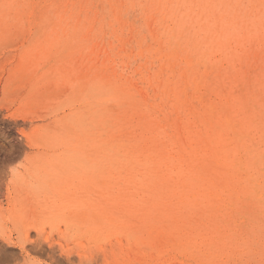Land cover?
Listing matches in <instances>:
<instances>
[{
	"label": "rangeland",
	"instance_id": "rangeland-1",
	"mask_svg": "<svg viewBox=\"0 0 264 264\" xmlns=\"http://www.w3.org/2000/svg\"><path fill=\"white\" fill-rule=\"evenodd\" d=\"M14 2L15 0H0V264H208V262L209 264H247V262L264 264V245L261 243L258 248H251L249 244L241 242L227 247L222 244L220 251L212 252L208 242L204 241L202 244L205 247L199 246L200 255L198 252H188L182 243L192 234L189 226L186 225L190 219L185 220L180 228L176 227L174 220L173 222L158 220L155 225H150L147 222L148 213H145L147 199H141L135 206L129 205V201L124 200V182H121L120 177L117 176L124 173V155H122L124 134L134 136L133 125L140 121L145 132L147 130L145 122L152 120L149 117H140L144 113L143 109L135 111L136 105L133 106L131 103L126 105L124 94L120 95L117 105L104 104L96 96V90L89 91L84 85L91 75H105V71H102L104 67H109V72L118 75L117 78L123 83L125 78H131L132 66L140 69L139 64L142 60L124 62V33L121 43L116 47L120 58L115 65H111L104 62L103 53L85 54L87 49L85 37L91 28V20L97 14L96 11L88 8V0H56L53 5L46 8L45 24L37 30L30 27L26 17L21 15L23 9ZM186 2L191 1L186 0ZM77 3L79 8L74 10V5ZM108 3L113 12L115 9L117 13L122 10V16L114 23L117 32L121 30L124 32L122 18L124 0H108ZM149 6L151 10L146 12V16L152 19V27L160 31L159 33L161 29L166 32L165 28L170 27V23L175 25V22H167L163 19L169 15L168 6L161 11L153 5ZM203 6V13H200V6H191L190 14L194 13V15L190 16L197 20V27L194 20L187 24L180 33L179 40L182 44L188 40L189 46H198L199 43L203 45V41L198 40L201 39L200 33L204 40V36L211 32V26L207 29L209 24L207 13L212 2L204 3ZM226 7V2H223L217 11L223 12ZM134 8L130 13L132 18H137L138 10ZM196 13L198 15H195ZM82 14H87L88 19L84 20ZM63 17L67 20L60 25L58 19ZM71 17L76 20L75 23ZM174 17L176 18V15ZM72 22L73 30L68 35V27ZM30 28L33 29L32 34ZM262 40L260 39L259 42V46H262L260 48L250 47L251 44L249 45L251 49L247 46L246 50L251 52L248 59L252 63L247 77L264 71ZM94 41L100 42L102 47L103 41L100 38ZM45 46L50 53L47 58L48 66L43 68ZM42 52L44 56L41 55ZM86 55L87 59H85ZM53 56L59 59L54 64L49 63ZM177 60L173 59V62H179ZM38 70L40 72H37ZM121 89L124 90V84ZM136 91L145 93L143 85L138 81ZM72 105L75 106L72 108ZM127 114L131 115L130 119L127 118ZM107 134L112 135L110 143H114L113 149L110 148L109 152L113 154L116 150L115 155L119 164L110 167L109 174L105 173L103 165L96 156L97 151H100V156L110 154L103 151L108 144ZM129 187L137 198L138 193L134 191L136 188L133 190L132 186ZM124 208L131 211L129 217L124 215L126 210ZM262 213L251 212L248 215L260 223L263 221L264 224L262 217L264 213ZM198 216L199 214H195L191 218L198 220ZM241 229L245 230L246 235L249 234L247 236L251 240H257L248 227L239 229V232L244 234ZM110 238L113 240L110 241ZM223 245L226 249L222 248ZM229 259L232 260L229 262ZM177 260L179 261L176 262ZM187 260L191 262H185Z\"/></svg>",
	"mask_w": 264,
	"mask_h": 264
},
{
	"label": "bare ground",
	"instance_id": "bare-ground-1",
	"mask_svg": "<svg viewBox=\"0 0 264 264\" xmlns=\"http://www.w3.org/2000/svg\"><path fill=\"white\" fill-rule=\"evenodd\" d=\"M55 1L15 0L14 3L23 9L21 15L26 17L30 27L37 30L45 24L46 8ZM190 1L187 3L186 0H124V17H122L124 32L122 30L117 32L114 21L122 16V10L117 13L115 9L113 12L108 0H88V8L96 11L97 14L91 20V28L85 37L87 48L85 54L103 53L104 62L115 65L120 58L116 47L121 43L124 33V62L137 59L142 62L139 64L140 69L131 67V78H125L124 83L120 82L114 72H109V67H104L102 71H105V75H91L84 85L89 91L96 90V96L104 104L117 105L120 95L124 94L126 105L130 103L136 105L135 111L143 109L145 114L142 113L140 117H149L152 120L145 122L147 127L145 132L140 121L133 125L134 136L124 134V153H122L124 173L117 175L121 182H124V200L129 201V205L135 206L141 199L148 200L145 213H148L147 222L150 225H155L158 220L170 222L174 220L176 227L180 228L185 220L190 219L186 225L189 226L192 234L182 243L188 252L199 254L201 250L199 246H202L204 241L208 242L212 252L221 249L222 244L227 247L239 242L249 244L251 248H258L260 243L264 245V224L263 221L260 223L252 219L248 213H264V71L247 77L252 63L248 59L251 52L246 49L250 44V47H262L259 46V42L260 39L264 41V0H195L193 5V0ZM208 2H212V6L207 13L209 17L207 29L210 26L212 28L211 32L204 36V40L202 33H200L201 39L197 38L199 42L203 41V45L199 43L198 46H189L188 40L182 44L179 40L180 33L194 20L192 19L194 13L190 16L191 6H200V13H203V5ZM223 2L227 4L226 9L223 12L217 11ZM77 4L74 5V10L79 6ZM149 5H153L159 11L168 6L169 15L163 19L167 22H175V25L170 23V27L165 28L166 32L160 27L161 33H159L160 31L152 27V19L146 16V12L151 10ZM131 7L138 10L137 18H132ZM87 14H82L84 20L88 19ZM71 19L76 22L74 18ZM66 20L67 18L64 17L59 18L58 23L62 25ZM194 21L196 25L197 20ZM74 23L72 22L68 31L66 30L68 35L73 30ZM31 28L30 34L33 30ZM36 35L38 37V34ZM98 38L103 41L102 47L100 42H93ZM44 48H46L44 67L40 66L43 68L48 66L47 58L50 53L47 46ZM85 57L87 59V55ZM57 59L53 56L49 63L54 64ZM173 59H178L179 62L174 63ZM89 66L92 67L90 64ZM137 81L143 85L145 93L136 91ZM123 84L124 90L121 89ZM74 106L72 105V108ZM51 114L53 115V112ZM126 116L130 119L131 115ZM108 135L107 148H103V151L110 153L109 149H113L114 143H110L112 135ZM96 154L106 174H109L110 167L119 165L118 157L115 155L116 150L109 155L100 156V151ZM129 185L133 190L136 188L134 191L138 193L137 198L132 194ZM124 209H126L124 215L129 217L131 211ZM195 214H199L198 220L191 218ZM262 217L264 219V216ZM241 227H248L257 240H251L247 236L249 234H245V230L241 229L244 234L239 232ZM156 239L158 240L157 237ZM112 240L110 238V241ZM226 247L222 246L225 249ZM151 255L153 256L152 252ZM231 258L235 259L234 256ZM189 260L185 262H191ZM230 260L232 259H229V262Z\"/></svg>",
	"mask_w": 264,
	"mask_h": 264
}]
</instances>
